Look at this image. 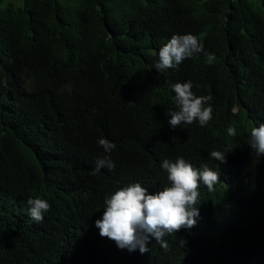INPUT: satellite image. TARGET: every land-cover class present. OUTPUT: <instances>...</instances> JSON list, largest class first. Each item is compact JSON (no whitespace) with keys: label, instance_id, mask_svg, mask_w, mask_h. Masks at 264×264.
<instances>
[{"label":"trees","instance_id":"1","mask_svg":"<svg viewBox=\"0 0 264 264\" xmlns=\"http://www.w3.org/2000/svg\"><path fill=\"white\" fill-rule=\"evenodd\" d=\"M5 1L0 264H264V156L250 147L264 123V0ZM184 34L204 52L159 72L160 48ZM188 81L212 97V119L173 128V85ZM106 156L116 167L93 174ZM179 158L220 173L214 191L200 185L197 224L166 235L167 251L154 237L143 254L101 237L106 199L170 187L161 165ZM29 198L50 204L40 223Z\"/></svg>","mask_w":264,"mask_h":264},{"label":"clouds","instance_id":"2","mask_svg":"<svg viewBox=\"0 0 264 264\" xmlns=\"http://www.w3.org/2000/svg\"><path fill=\"white\" fill-rule=\"evenodd\" d=\"M204 52V45L193 34L173 35L169 42L159 50V61L153 65L159 72L166 69H176L181 62L191 58L194 54ZM206 62L212 64L215 55L204 53ZM191 81L173 85L178 111L171 113L168 123L176 128L182 124H192L198 121L205 126L212 119L213 109L209 101L212 97H197L193 91ZM207 105V106H206ZM230 136L236 135V128L229 126ZM250 147L258 156H264V123L253 127L250 132ZM98 144L105 152L111 153L116 145L107 139L100 138ZM210 158L226 162V155L221 151H212ZM93 174L102 168L112 170L116 165L110 157L97 159ZM162 168L168 173L170 187L151 194L140 183H134L116 191L111 198L106 199V208L102 218L95 221L101 237L115 242L123 250L140 253L149 252V238L166 251L169 249L166 235L179 232L182 228L191 229L200 217V185L206 186L209 192L215 190L220 180V173L207 167L196 168L185 159L179 158L175 162L165 159ZM31 218L40 223L44 220V213L49 211L50 204L40 198H29L27 201Z\"/></svg>","mask_w":264,"mask_h":264},{"label":"rangeland","instance_id":"3","mask_svg":"<svg viewBox=\"0 0 264 264\" xmlns=\"http://www.w3.org/2000/svg\"><path fill=\"white\" fill-rule=\"evenodd\" d=\"M10 2H14L17 6L23 5V0H7V1H5L4 5L2 7L6 6Z\"/></svg>","mask_w":264,"mask_h":264}]
</instances>
